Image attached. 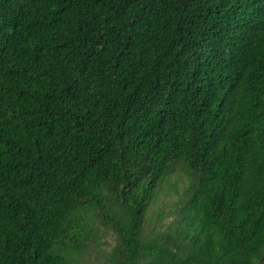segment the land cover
Segmentation results:
<instances>
[{"label": "trees", "instance_id": "trees-1", "mask_svg": "<svg viewBox=\"0 0 264 264\" xmlns=\"http://www.w3.org/2000/svg\"><path fill=\"white\" fill-rule=\"evenodd\" d=\"M99 226L108 264L264 255V0H0V264H76Z\"/></svg>", "mask_w": 264, "mask_h": 264}, {"label": "rangeland", "instance_id": "rangeland-1", "mask_svg": "<svg viewBox=\"0 0 264 264\" xmlns=\"http://www.w3.org/2000/svg\"><path fill=\"white\" fill-rule=\"evenodd\" d=\"M188 180L183 171L179 169L173 170L167 177V180L162 184V188L159 192V197L152 207V210L148 213L147 229L151 230L154 226L158 230H164L166 223L172 218L173 209L176 201L181 197L183 188L187 185ZM156 214L162 216L163 222H154ZM98 240L91 243L89 250L84 252L81 260L76 264H108L105 259V252H108L113 244V234L110 230L99 226Z\"/></svg>", "mask_w": 264, "mask_h": 264}, {"label": "water", "instance_id": "water-1", "mask_svg": "<svg viewBox=\"0 0 264 264\" xmlns=\"http://www.w3.org/2000/svg\"><path fill=\"white\" fill-rule=\"evenodd\" d=\"M264 262V255L257 261L256 264H262Z\"/></svg>", "mask_w": 264, "mask_h": 264}]
</instances>
